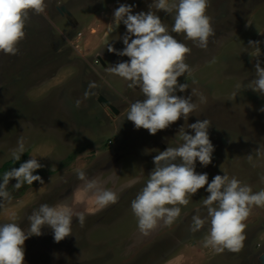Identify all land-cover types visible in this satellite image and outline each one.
<instances>
[{
	"label": "rangeland",
	"instance_id": "1",
	"mask_svg": "<svg viewBox=\"0 0 264 264\" xmlns=\"http://www.w3.org/2000/svg\"><path fill=\"white\" fill-rule=\"evenodd\" d=\"M151 2L45 0L43 13H29L19 52L0 53V167L12 159L20 137L25 140L27 161L33 156L43 165L33 173L41 176L43 184L34 181L17 191L13 189L17 181L9 182L11 200L0 207V223L8 222L14 213L27 231L28 216L41 204L71 202L81 185L77 169L107 182L121 180L127 162L138 164L137 184L120 181L117 202L86 212L83 227L74 219L72 235L57 243L52 230L45 227L42 235L28 238L25 264H261L264 207L254 206L244 221L245 239L239 252H217L203 246L210 222L199 231L191 230L194 215L207 216L202 203L209 195L207 185L189 198L188 205L180 206L181 214L173 224L161 222L147 236L137 228L131 202L154 168L153 157L182 143L181 126L194 134L188 124L203 119L211 122L209 136L218 159L207 167L197 161L196 171L208 173L209 182L225 172L254 192L264 190V112L260 111L264 95L245 87L255 79L256 63L264 67V0H210L206 14L214 35L207 49L195 46L183 33L171 32L174 12L158 13L170 34L191 49L185 57L191 74L187 80L178 77L189 88L176 94L188 96L194 88L206 97V103L196 100L198 107L188 121L181 118L155 135L137 130L126 119L131 103L143 100L139 89L129 88L128 81L110 76L105 69L130 59L108 51V44L124 48L121 37L126 27L121 24L108 31L114 10L119 4H130L135 6L134 14L147 12ZM56 6L67 8L73 20L62 16ZM92 81L97 87L85 99ZM99 96L119 114L101 106ZM77 99L82 101L80 107H76ZM80 205L75 210L85 211Z\"/></svg>",
	"mask_w": 264,
	"mask_h": 264
},
{
	"label": "clouds",
	"instance_id": "2",
	"mask_svg": "<svg viewBox=\"0 0 264 264\" xmlns=\"http://www.w3.org/2000/svg\"><path fill=\"white\" fill-rule=\"evenodd\" d=\"M209 3L210 0H152L147 12L134 14L135 6L130 4H119L114 10L108 31L112 32L121 24L126 27L121 37L124 48L117 50L108 44V51L130 59L105 69L110 76L128 81L129 88H138L142 93L143 100L131 103L126 118L137 130L143 128L155 135L181 118L188 121L198 107L196 100L206 103V97L194 88L188 96L176 94L189 88L188 83H179L178 77L186 76L187 80L191 74L192 69L185 62L191 49L170 34L158 13L161 10L167 14L174 12L171 32L183 33L195 46L207 49L209 38L214 35L211 18L206 14ZM45 7V0H0V53L16 55L19 52L18 44L25 38L29 13L41 14ZM96 87L95 81L89 82L84 98L87 99L92 94L90 90ZM245 87L264 95V67L259 62L255 65V79ZM81 103L77 99L76 107ZM260 111L264 112V107ZM210 127L208 119L188 124L187 129L194 134H189L184 125L180 127L178 133L182 143L176 147L168 146L153 157L154 168L145 186L132 200L131 210L139 232L147 236L161 222L165 226L173 224L181 214L180 206L188 205L189 198L207 185L205 191L209 195L202 198L207 216L194 215L191 230L199 231L210 222L203 246L217 252H239L245 239L244 221L254 206L264 207V190L254 192L249 185L235 177L230 178L225 172L209 182L208 173L196 171L197 161L203 167L212 163L215 147L210 140ZM25 152V140L20 137L11 157L20 161ZM42 167L37 157L31 156L19 168H12L0 176V207L4 201L11 200L10 180L17 181L13 185L17 191L25 185H33L34 181L43 184L41 176L33 174ZM75 175L81 185L73 193L72 201L41 204L28 216L27 231L16 222L14 213L8 222L0 223V264H25L24 244L28 238L42 235V229L47 227L58 243L72 235L74 219L83 227L86 212L99 211L117 202V194L105 188L98 179L89 178L82 169L75 170ZM82 203H90L92 207L76 211L74 206Z\"/></svg>",
	"mask_w": 264,
	"mask_h": 264
},
{
	"label": "crops",
	"instance_id": "3",
	"mask_svg": "<svg viewBox=\"0 0 264 264\" xmlns=\"http://www.w3.org/2000/svg\"><path fill=\"white\" fill-rule=\"evenodd\" d=\"M12 160V159H11ZM118 167V166H117ZM137 170H138V164L137 163H135L134 161H130V162H127L126 164H125V168H124V174L125 175H123V177H121V180H113V179H109V181H107V182H103V181H101L102 182V184H103V186L105 187V188H107V189H110V190H112L113 189V191L116 193V191L118 190V188H119V185H120V181L121 182H123V183H125L126 181H129V182H136V184H137V179H135V177H136V175H135V172H137ZM116 178V177H115ZM134 180V181H133ZM109 182V184H108V186H107V183ZM105 183V184H104ZM110 185H112V187L110 186ZM133 185V184H132ZM83 207V208H87L88 206H90V203L89 204H81L80 205V207Z\"/></svg>",
	"mask_w": 264,
	"mask_h": 264
},
{
	"label": "water",
	"instance_id": "4",
	"mask_svg": "<svg viewBox=\"0 0 264 264\" xmlns=\"http://www.w3.org/2000/svg\"><path fill=\"white\" fill-rule=\"evenodd\" d=\"M58 11L62 16L65 14L67 16V18H69V20H73V15L64 6L58 7ZM97 102L101 106H103L104 108L108 109L112 114H114V115L119 114V111L105 97L99 96L97 99ZM212 159L217 160L218 157L213 153ZM260 262H261V264H264V254L260 257Z\"/></svg>",
	"mask_w": 264,
	"mask_h": 264
},
{
	"label": "trees",
	"instance_id": "5",
	"mask_svg": "<svg viewBox=\"0 0 264 264\" xmlns=\"http://www.w3.org/2000/svg\"><path fill=\"white\" fill-rule=\"evenodd\" d=\"M27 161V156L26 154L21 156L20 161H15V160H9L5 162L1 167H0V176H2L6 171L11 170L12 168H19L20 164L23 162ZM16 181L15 179L10 180V182Z\"/></svg>",
	"mask_w": 264,
	"mask_h": 264
},
{
	"label": "flooded vegetation",
	"instance_id": "6",
	"mask_svg": "<svg viewBox=\"0 0 264 264\" xmlns=\"http://www.w3.org/2000/svg\"><path fill=\"white\" fill-rule=\"evenodd\" d=\"M55 9L58 10V7L56 6Z\"/></svg>",
	"mask_w": 264,
	"mask_h": 264
}]
</instances>
